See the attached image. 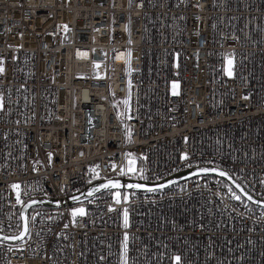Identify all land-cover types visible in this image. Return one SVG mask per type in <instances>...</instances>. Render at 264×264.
<instances>
[{
	"label": "built area",
	"instance_id": "2783aa9c",
	"mask_svg": "<svg viewBox=\"0 0 264 264\" xmlns=\"http://www.w3.org/2000/svg\"><path fill=\"white\" fill-rule=\"evenodd\" d=\"M45 1L0 0V231L19 232L29 201L196 167L222 169L264 201V0ZM243 8L259 17L251 42L234 15ZM32 24L39 42L27 49ZM27 127L37 145L24 144ZM174 129L187 132L168 140ZM116 193L31 208L26 236L0 241V264H264V210L217 178L119 192L120 203Z\"/></svg>",
	"mask_w": 264,
	"mask_h": 264
},
{
	"label": "water",
	"instance_id": "95a60500",
	"mask_svg": "<svg viewBox=\"0 0 264 264\" xmlns=\"http://www.w3.org/2000/svg\"><path fill=\"white\" fill-rule=\"evenodd\" d=\"M223 171L226 173L225 176H221L219 173ZM202 176H208V177H214L222 182H225L237 195L245 201L247 204L257 207L260 209H264V201H261L254 196H252L248 191L244 189V187L239 184L228 172L216 168V167H196L187 169L184 171H181L177 174L172 175L169 178H166L160 182H148L144 179L141 180H122V179H107V180H100L97 182H93L86 187H84L82 190L75 192L71 195H69L65 202H62L61 204L58 203L55 200H33L25 203L21 209H20V229L19 232L15 235H9L2 231H0V241L5 242L8 244H16L20 242L26 234L19 239H13V237H19L22 232H24L25 228H27L28 231V213L29 210L33 207H47V208H59L61 205H77L80 203H84L89 201L91 198H94L99 195H103L105 193H111V192H156L160 191L162 189H165L169 186L179 184L185 181H189L192 179H195L197 177ZM109 181H112L113 183H119V188H100V191L93 193L92 196H89L88 193L94 189L98 188L101 185L108 184ZM128 185H141L139 188H130ZM161 185H164V187H161ZM147 189H155V191H147ZM251 196L252 199L249 200L248 197ZM73 197H78V200H74Z\"/></svg>",
	"mask_w": 264,
	"mask_h": 264
},
{
	"label": "bare ground",
	"instance_id": "6f19581e",
	"mask_svg": "<svg viewBox=\"0 0 264 264\" xmlns=\"http://www.w3.org/2000/svg\"><path fill=\"white\" fill-rule=\"evenodd\" d=\"M56 0H47V1H45V2H43V3H47V4H49V7L51 6V4L52 3H54ZM239 2H241V3H243V4H249V3H251V0H238ZM235 5H237V2H235ZM51 8V7H50ZM59 12H58V14H57V16H56V24H57V30L58 31H63L64 29H66V27L68 26V24H69V22L67 21V19L65 18V16L61 13V11L60 10H58ZM248 10L246 9V8H243V9H241V10H236L235 12H234V15L235 16H241L242 18H244V24H245V26L250 30V36H251V38H250V42H251V39H252V37H253V35H254V32H253V26H254V22L252 21L254 18H259L258 16H256V14L255 13H251V14H248ZM75 14H77V12L75 13ZM250 21V22H249ZM35 25L36 24H32L31 25V27H32V30H30V29H27L26 30V32L27 33H30V32H33V34L32 35H30V37H28V41H27V43H26V48L27 49H29V48H33V47H35V46H37V44H38V39H37V37L35 36V34L36 33H39L41 30L40 29H36L35 28ZM258 26L259 27H261L262 26V24L261 23H259L258 24ZM224 27H226V25L224 26ZM259 32H260V29H259ZM262 54L264 55V51H262ZM232 61V60H231ZM233 62V61H232ZM228 63V61L226 62V64ZM226 64H225V66H226ZM56 76H57V84L59 85L60 84V79H59V75L58 74H56ZM190 82L193 84L195 81H194V76H193V74H191V77H190ZM50 84L49 83H47V84H39V85H36V87H39L40 89H44V88H46V87H48ZM172 85V84H171ZM170 85V86H171ZM176 85V84H175ZM177 88V87H176ZM178 89V88H177ZM169 90H170V87H169ZM38 93L39 94H41L42 95V92H40V91H38ZM44 94V96H46L47 95V91H45V92H43ZM170 93L171 94H173L171 91H170ZM173 95H175V96H177V95H179V90H178V93L177 94H173ZM113 103H114V107H115V111H116V113L118 114V116H120L121 114H123L122 113V111L118 108V106H117V104H116V100L114 99V101H113ZM203 110V109H202ZM124 120H127V119H124ZM28 128V130H31V131H33L34 132V134L30 137V138H24V144L25 145H27L29 142H33V144L34 145H37V137H38V129L36 128V127H34V128H29V127H27ZM223 128H227V125L226 124H223ZM187 132V130L186 129H183V130H178V129H174L173 131H171L167 136H166V138L168 139V140H170V139H173V138H175V137H177V136H179V135H183V134H185ZM43 134L44 135H46V131L44 130L43 131ZM180 171H177V172H174L173 174H171V175H169V176H167V177H159V178H157V179H153V180H150L149 182H160V181H162V180H164V179H166V178H169V177H171L172 175H174V174H177V173H179ZM131 173V171L130 172H128L127 174H130ZM119 179H122V180H141V181H143L142 180V178H141V175L137 178V177H134L133 175H129V176H123V177H121V178H119ZM176 185H178V184H175V185H172V186H169V187H167V188H165V189H162V190H160V191H165V190H168V189H170V188H172V187H174V186H176ZM261 200V199H260ZM262 201V200H261ZM264 210V209H263Z\"/></svg>",
	"mask_w": 264,
	"mask_h": 264
},
{
	"label": "snow or ice",
	"instance_id": "6c2138e0",
	"mask_svg": "<svg viewBox=\"0 0 264 264\" xmlns=\"http://www.w3.org/2000/svg\"><path fill=\"white\" fill-rule=\"evenodd\" d=\"M228 64H229V66H231V64H232V61H231L230 59L228 60ZM2 72H3V67H2V65H0V73H2ZM225 72H226V74L231 75V67L226 68V69H225ZM176 87H177V85L174 84V85H173V88H176ZM173 94H176V93L174 92ZM124 103L127 104L128 101L125 100ZM0 108H2V103H0ZM181 158H182V159H187L186 156H183V157H181ZM133 163H134V161H132V160L130 159V160H129V171H132V172L135 171V169L132 167ZM122 172H123V170H122ZM219 174H220L221 176H225V175H226V173H224L223 171H221ZM141 178L144 179V178H146V177H144L143 175H141ZM13 187L15 188V187H18V186H17V185H13ZM109 187H111V188H119L120 185H119L118 182H117V183H113L112 181H109L108 184H106V185H101V186L98 187V188H94V189H92V190L88 193V195H89V196H92L93 193L100 191V188H109ZM128 187H130V188H139V187H141V185H128ZM161 187H164V185H161ZM147 191H155V189H147ZM115 196H116V201H115V202H116V203H120V202H121V201H120V193L117 192V193L115 194ZM73 199H74V200H78L79 198H78V197H73ZM123 199H124L125 201H127L128 197L125 195V196L123 197ZM233 199L239 200L240 197L237 196V195H233ZM248 199L251 200L252 197L249 196ZM17 202H18V203L20 202V201H19V198H18ZM112 210H113V209L110 207V208H109V211H112ZM127 214H128V210L125 209V210H124V217H125V219H124V225H123L125 228L128 227ZM84 215H86V212H85V209L82 208V207H80V208H75V209H73L72 212H71V216H72V218H73L74 221H75V219H76L78 216L82 217V216H84ZM67 227H68V225H65V228H67ZM25 234H27V228H25L24 232H22V233L20 234L19 237H13V239H19V238H22ZM127 239H128L127 234H125L124 242H123V245H122V247H123V251H124V257H126V253H127ZM174 260H175L176 264H179L180 257H179V256H176V257H174ZM123 264H127L126 258L123 259Z\"/></svg>",
	"mask_w": 264,
	"mask_h": 264
},
{
	"label": "rangeland",
	"instance_id": "374dc122",
	"mask_svg": "<svg viewBox=\"0 0 264 264\" xmlns=\"http://www.w3.org/2000/svg\"><path fill=\"white\" fill-rule=\"evenodd\" d=\"M229 67H231V75H232L233 64H231V66H229V64L227 63L226 66H225V69H226V68H229ZM225 73H226V72H225ZM226 75H227V76H231V75H228V74H226ZM173 85H174V84H172V85L170 86V91H171L172 93L175 92V93L177 94V93H178V89H177V88H173ZM13 189H14V192H15L16 194H18V188H17V187H15V188L13 187Z\"/></svg>",
	"mask_w": 264,
	"mask_h": 264
},
{
	"label": "trees",
	"instance_id": "16d2710c",
	"mask_svg": "<svg viewBox=\"0 0 264 264\" xmlns=\"http://www.w3.org/2000/svg\"><path fill=\"white\" fill-rule=\"evenodd\" d=\"M97 181H99V180H96V181H94V182H97ZM221 181V180H220ZM225 185H227L225 182H223ZM228 186V185H227ZM83 188H81L80 190H82ZM231 189V188H230ZM232 190V189H231ZM233 191V190H232ZM234 192V191H233ZM109 194H111L110 192L109 193H105V194H103V196H106V195H109ZM242 200V199H241ZM243 201V200H242ZM243 202H245V201H243ZM249 205V204H248Z\"/></svg>",
	"mask_w": 264,
	"mask_h": 264
}]
</instances>
